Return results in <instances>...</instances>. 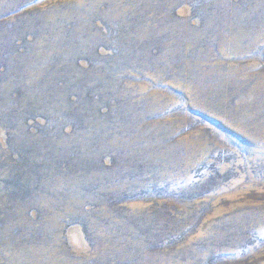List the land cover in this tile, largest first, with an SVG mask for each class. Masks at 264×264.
Instances as JSON below:
<instances>
[{"label":"rangeland","instance_id":"1","mask_svg":"<svg viewBox=\"0 0 264 264\" xmlns=\"http://www.w3.org/2000/svg\"><path fill=\"white\" fill-rule=\"evenodd\" d=\"M0 264H264V0H0Z\"/></svg>","mask_w":264,"mask_h":264}]
</instances>
